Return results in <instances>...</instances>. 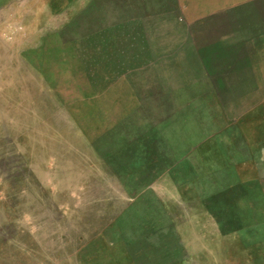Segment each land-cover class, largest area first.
I'll return each mask as SVG.
<instances>
[{
    "label": "rangeland",
    "instance_id": "374dc122",
    "mask_svg": "<svg viewBox=\"0 0 264 264\" xmlns=\"http://www.w3.org/2000/svg\"><path fill=\"white\" fill-rule=\"evenodd\" d=\"M166 13L222 73V116L199 108L172 175L114 173L157 155L141 128L164 108L135 63ZM0 264H264V0H0Z\"/></svg>",
    "mask_w": 264,
    "mask_h": 264
},
{
    "label": "crops",
    "instance_id": "0c3cea01",
    "mask_svg": "<svg viewBox=\"0 0 264 264\" xmlns=\"http://www.w3.org/2000/svg\"><path fill=\"white\" fill-rule=\"evenodd\" d=\"M162 20L168 25H159ZM181 24L177 16L166 13L156 17L150 25L141 28L150 58L136 62L135 66L149 68L148 71L152 74L156 85L153 89H147L154 93L145 96L148 100L153 98L159 109L164 108L163 117L154 119L148 123V126L141 128L147 132L146 135L150 134L152 139V142L147 139L144 142L145 146L141 145V147H146L148 151L150 149L157 155H136V157L129 155L117 157L114 161H106V167L114 173L164 161L169 165L172 175V164L182 167L193 163L190 154L200 145L199 133L197 134L196 131L199 130V126L203 131L204 117L199 120V116L204 115L205 107H208L211 115L222 116L221 110L217 112L215 110V107L223 106L222 73H212L209 70L210 67L203 59L198 45L189 36L190 27ZM134 98L138 97L135 95ZM137 103L127 115L142 114L141 101L138 105ZM199 108L202 110L201 115ZM127 119L118 121L117 127L124 134L118 145L125 146V142L131 140V135L126 133L128 127L125 123L130 122ZM224 122L226 126H231L235 124L236 119L231 123V119L226 118L225 115ZM133 129L138 128L133 127ZM194 131L196 135L193 134ZM131 145L136 144L129 143L127 146Z\"/></svg>",
    "mask_w": 264,
    "mask_h": 264
}]
</instances>
